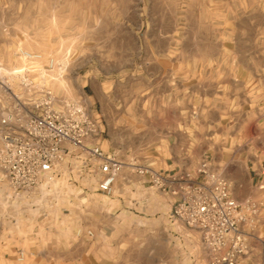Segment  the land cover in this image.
Segmentation results:
<instances>
[{"label":"rangeland","instance_id":"1","mask_svg":"<svg viewBox=\"0 0 264 264\" xmlns=\"http://www.w3.org/2000/svg\"><path fill=\"white\" fill-rule=\"evenodd\" d=\"M26 52L40 55L42 63L53 58L66 65L63 77L57 69L52 72L49 85L87 107L79 73L107 81L117 105L121 73L134 76L131 102L156 104L158 110L109 113L108 124L103 121V130L91 139L127 163L135 159L159 169L189 149L199 157L185 158L183 169L196 170L208 159L224 176L235 172L243 178L245 165L228 154L248 138L257 149L264 144L259 134L264 128V0H0V98L12 70L27 63ZM89 59L92 65H86ZM169 70L177 81L188 80L192 113L172 112L188 101L178 82L176 97H143L154 87L150 81ZM167 85L160 88L166 92ZM98 109L96 102L93 110ZM222 145L226 157H220ZM78 152L72 147L67 157H80ZM69 162L77 179V207L64 215L56 232L0 223V264H202L189 257L190 244L168 237L157 216L137 224L128 213L122 224L106 228L101 213L109 199L97 198L93 180L74 169L77 161ZM123 172L131 173L130 166ZM254 196L258 211H243L248 251L239 264H264V204ZM109 207L114 211L117 202Z\"/></svg>","mask_w":264,"mask_h":264},{"label":"built area","instance_id":"2","mask_svg":"<svg viewBox=\"0 0 264 264\" xmlns=\"http://www.w3.org/2000/svg\"><path fill=\"white\" fill-rule=\"evenodd\" d=\"M25 57L27 63L9 74L11 83H2L0 223L34 231L42 225L45 231L56 232L78 202L70 159L103 195L111 193L125 164L116 152L91 144L97 129L85 103L50 87L54 70L63 77L67 66L53 58L42 63L41 56L33 53L26 52ZM72 147L79 149L80 157H67ZM131 167L173 198L169 219L191 234L194 260L239 264L248 251L243 211L258 208L251 199H236L228 180L213 170L208 159L185 174L163 175L136 163Z\"/></svg>","mask_w":264,"mask_h":264},{"label":"crops","instance_id":"3","mask_svg":"<svg viewBox=\"0 0 264 264\" xmlns=\"http://www.w3.org/2000/svg\"><path fill=\"white\" fill-rule=\"evenodd\" d=\"M86 65H92V59L87 61ZM127 69V68H126ZM102 73V72H101ZM121 73V69H120ZM101 74L100 76H102ZM185 76V75H184ZM85 78V79H84ZM76 81L79 89L83 93V99H85L88 107V111L92 119L96 124V129H102L103 125L106 126L108 124L107 120L109 113H120V114H129L136 113L137 111L134 108H140L141 112L144 113H154L156 108L158 110V105H146L143 104L139 106H135L131 99L134 95V76L128 75L125 73L118 81V87H120V104L117 105L111 99V94H108L110 89H106L107 81L102 80L98 75H82L78 74L76 77ZM176 82L179 83V93H181L184 99L188 100L187 105L185 104L182 108H179L177 111L173 109L172 112L175 113H192L193 106L190 105L191 93L189 89L191 88L188 80L186 81V77L183 80H176V76L173 73L168 71V74H163L162 78L151 80L150 83L154 87L151 89V93H145L143 97H157L161 98L163 96L167 97H176ZM164 83H167L166 92L161 89L160 86ZM139 93V91H138ZM117 94V90H114L113 95ZM151 94V96H149ZM116 97V96H115ZM132 97V98H131ZM99 104V109L97 110V114L93 110L95 103ZM91 107V108H90ZM93 107V108H92ZM148 108V109H147ZM103 118V119H102ZM110 126V125H109ZM108 126V128H109ZM137 128L136 125H132L129 128ZM151 127H155L151 125ZM176 126L174 125L173 128ZM261 136H264V128L259 133ZM191 145V144H190ZM243 146L240 150L239 147ZM234 147V145H233ZM235 149L231 153H227L229 157H233V160H240L239 162L245 165L248 176L240 177L234 173H232L229 177L224 176L230 183L232 188L233 195L236 199L241 200L242 197H247L249 199H253L254 195H257L255 198H261L260 201L264 204V144L261 148L257 149L255 147L254 140L248 138L242 145H235ZM226 149L224 145H222V155L220 157H226ZM121 158V155H119ZM209 157V155H206ZM191 157H199L195 156L189 149H185V152L175 153V156L171 159H166L165 166L163 165L159 169H151L159 172L163 175H172V174H185V173H193L195 170L185 167L186 165L184 159ZM122 159V158H121ZM203 160V159H202ZM125 165L130 166L131 173L122 175L119 177L117 182L115 183L112 191L108 195L98 194L97 198L101 199V196H106L109 201H106L104 204L105 209L102 211L103 222L106 228H111L113 226H118L124 222V217L126 214L131 215L132 222L137 224L147 223L154 216H157V220L162 223L164 228L167 230L168 237L171 240L181 239L186 244L192 243L191 234L184 232L182 227L169 219V211L171 204L173 202V198L160 191L157 190L150 182L148 175H139L132 170L131 163H138L135 159L132 162H125L122 159ZM199 165V163H198ZM128 166H125L128 167ZM143 166V165H142ZM146 167V166H145ZM148 168V167H147ZM150 169V168H149ZM215 169V168H214ZM127 182H134V184H126ZM245 194L241 196V194ZM253 193V194H252ZM102 200V199H101ZM111 201L117 202V208L113 211L111 205ZM97 207V206H96ZM109 208V209H108ZM179 232V233H178ZM178 233V234H177ZM189 257L193 259L195 257L192 250L188 251ZM194 260V259H193Z\"/></svg>","mask_w":264,"mask_h":264}]
</instances>
